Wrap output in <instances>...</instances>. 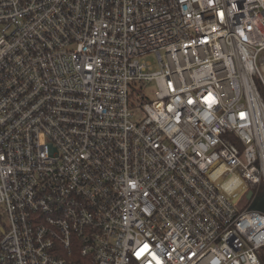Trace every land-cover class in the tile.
Masks as SVG:
<instances>
[{"label": "built area", "instance_id": "2783aa9c", "mask_svg": "<svg viewBox=\"0 0 264 264\" xmlns=\"http://www.w3.org/2000/svg\"><path fill=\"white\" fill-rule=\"evenodd\" d=\"M260 188L264 0H0V264H261Z\"/></svg>", "mask_w": 264, "mask_h": 264}, {"label": "water", "instance_id": "95a60500", "mask_svg": "<svg viewBox=\"0 0 264 264\" xmlns=\"http://www.w3.org/2000/svg\"><path fill=\"white\" fill-rule=\"evenodd\" d=\"M251 195H252V191H249L247 196L251 197ZM250 208L261 210L264 212V192L261 188H260L257 196L255 197ZM1 231H2V229H1Z\"/></svg>", "mask_w": 264, "mask_h": 264}, {"label": "rangeland", "instance_id": "374dc122", "mask_svg": "<svg viewBox=\"0 0 264 264\" xmlns=\"http://www.w3.org/2000/svg\"><path fill=\"white\" fill-rule=\"evenodd\" d=\"M146 59L148 61H151L152 63H154V57L152 55L146 57ZM146 91H147V94H149V97L152 98L154 96L155 86H154V83L153 82L149 84V86L147 87ZM231 189L232 188H230L228 190H231ZM2 219H3V221H2ZM5 219H6L5 216H3L2 213H1V211H0V226H3V224L5 223ZM1 233H2V231H1ZM262 257H264V255L261 256V258Z\"/></svg>", "mask_w": 264, "mask_h": 264}, {"label": "trees", "instance_id": "16d2710c", "mask_svg": "<svg viewBox=\"0 0 264 264\" xmlns=\"http://www.w3.org/2000/svg\"><path fill=\"white\" fill-rule=\"evenodd\" d=\"M1 235H2V233H1V226H0V236ZM263 255H264V248L259 253V258H260L261 264H264V257L261 258V256H263Z\"/></svg>", "mask_w": 264, "mask_h": 264}]
</instances>
